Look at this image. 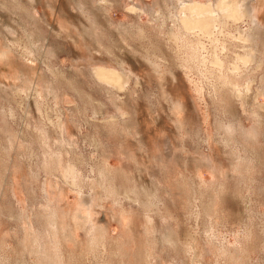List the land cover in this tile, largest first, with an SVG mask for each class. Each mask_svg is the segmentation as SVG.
I'll return each mask as SVG.
<instances>
[{
	"label": "rangeland",
	"instance_id": "1",
	"mask_svg": "<svg viewBox=\"0 0 264 264\" xmlns=\"http://www.w3.org/2000/svg\"><path fill=\"white\" fill-rule=\"evenodd\" d=\"M188 1L0 0V264H264V0Z\"/></svg>",
	"mask_w": 264,
	"mask_h": 264
},
{
	"label": "bare ground",
	"instance_id": "2",
	"mask_svg": "<svg viewBox=\"0 0 264 264\" xmlns=\"http://www.w3.org/2000/svg\"><path fill=\"white\" fill-rule=\"evenodd\" d=\"M216 1H218L219 3H220V5H218L219 7H220V9H219V11L220 12H226L227 10L229 11V12H231V13H236V15L238 14V15H240L241 16V13L243 12V10H244V8H241V5L243 4V0H236V2H234V0L233 1H231L230 2V0H216ZM105 2V1H104ZM182 2V1H181ZM242 2V3H241ZM103 3V2H102ZM101 3V4H102ZM228 3H230V5H231V7H230V5H228ZM100 4V3H99ZM207 5H209V6H213V3H209V4H207V3H198L197 1H193V0H191V1H188V4H186L182 9H183V11L185 12V13H188V11L190 10V9H192V8H199V9H201V11H200V13H199V16H198V18L197 19H199L200 21H204L205 22V24H206V22L208 23V24H206V25H204L202 22H201V25H202V27H203V29H201V32L202 33H204V35H209L210 34V31H209V28L207 29V27H205V26H209L210 24H209V22H210V20L211 21H213L214 20V15L213 16H211V18H210V16H208V13L210 12H208V10H206L205 8H208L209 6H207ZM229 6V7H228ZM101 8H102V5L100 6ZM215 7V6H214ZM243 7V6H242ZM245 7V6H244ZM83 9V8H82ZM103 9V8H102ZM215 9V8H214ZM99 10V9H98ZM98 10H95V16L96 17H99V19H100V14H101V12H99ZM245 10H246V8H245ZM195 11V10H194ZM216 11V10H215ZM218 11V12H219ZM103 13L105 12V10L103 9V11H102ZM219 12V13H220ZM246 13H250L251 15H253V16H251L250 18H252L254 21H256V17L254 16V12H255V9L254 8H251V7H248V9L245 11ZM93 13V14H94ZM218 13V14H219ZM245 13V14H246ZM242 14H244V12L242 13ZM244 14V15H245ZM250 14H249V16H250ZM103 15H105V13L103 14ZM201 15V16H200ZM221 15V14H220ZM102 16V15H101ZM216 16H218V15H216ZM226 16V15H225ZM240 16H239V18H240ZM223 17V16H222ZM234 17V16H233ZM103 18V17H102ZM217 18V17H216ZM221 18V17H220ZM238 18V17H237ZM249 18V17H248ZM97 19V18H96ZM189 19H191V17L190 16H187V14H186V17H184L183 19H182V21H183V23L184 22H186V21H189ZM241 19V18H240ZM103 20V19H102ZM192 20V19H191ZM216 20L217 19H215L214 21L216 22ZM220 20V19H219ZM223 20V19H222ZM225 20V19H224ZM232 20V19H231ZM239 20V19H238ZM242 20V19H241ZM252 20V21H253ZM1 23H2V26H4L3 25V22H2V20L0 21ZM111 22V21H110ZM194 22V21H193ZM235 22V21H234ZM182 23V25L181 26H183L184 24ZM94 24V23H93ZM195 24H196V22H195ZM217 25V24H216ZM220 25V27H223L222 29H224V27L227 25L226 23H225V21H223L221 24H219ZM187 26V25H186ZM185 26V27H186ZM214 27V26H213ZM226 27H228V25L226 26ZM225 27V28H226ZM183 28V27H182ZM188 28V27H187ZM205 29H207V30H205ZM215 29V28H214ZM92 30V29H91ZM184 30V29H183ZM182 30V31H183ZM87 31V30H86ZM92 32V31H91ZM199 33V32H198ZM194 34V33H193ZM253 34H254V32H253ZM203 35V36H204ZM252 36H254V35H252ZM206 37V36H205ZM244 37L246 38V36L244 35ZM251 37V36H250ZM251 39V38H250ZM247 40V39H246ZM240 42V41H239ZM243 43V42H242ZM250 44V43H249ZM242 45V44H241ZM245 47V46H244ZM197 52V51H196ZM195 55V54H194ZM238 60V59H237ZM238 63V62H237ZM241 63V62H240ZM232 67V66H231ZM239 67H240V64H239ZM231 69V68H230ZM241 69V68H240ZM124 70V69H123ZM119 71V70H117V69H115V68H109V67H102V66H99V67H97L96 69H95V75L97 76V78L102 82V83H105V84H107V85H109V86H112V87H118L119 89H124L125 88V84H126V82H127V80H128V76L125 74V71ZM246 72V71H245ZM236 74V73H235ZM105 87H107V86H105ZM111 90V89H110ZM113 90V89H112ZM111 90V91H112ZM60 124V123H59ZM63 129V128H62ZM64 130V129H63ZM74 169V168H73ZM69 170H70V168H69ZM74 172H76L75 170H74ZM71 173H73V171L71 172ZM78 173V172H77ZM70 174V173H69ZM77 174H75L74 173V176L75 177H78V176H76ZM68 177V176H67ZM72 177V176H71ZM73 178V177H72ZM76 179V178H75ZM72 180V179H71ZM74 181V180H73ZM86 198V197H85ZM86 202L87 203H89L88 201H89V197L87 196V198H86Z\"/></svg>",
	"mask_w": 264,
	"mask_h": 264
}]
</instances>
